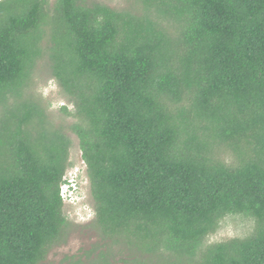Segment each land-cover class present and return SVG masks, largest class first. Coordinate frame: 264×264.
Segmentation results:
<instances>
[{"label":"trees","instance_id":"16d2710c","mask_svg":"<svg viewBox=\"0 0 264 264\" xmlns=\"http://www.w3.org/2000/svg\"><path fill=\"white\" fill-rule=\"evenodd\" d=\"M139 1H0V264L67 236L71 140L27 94L44 54L103 242L71 264H264V0ZM233 215L250 233L209 243Z\"/></svg>","mask_w":264,"mask_h":264},{"label":"rangeland","instance_id":"374dc122","mask_svg":"<svg viewBox=\"0 0 264 264\" xmlns=\"http://www.w3.org/2000/svg\"><path fill=\"white\" fill-rule=\"evenodd\" d=\"M54 0H50L52 3ZM83 4L90 5L98 3L108 6L117 11H125L132 14H141L142 6L139 0H80ZM47 42L42 44L46 48ZM28 96L41 101L46 108V115L50 123L55 127L64 128L65 133L71 140L69 161L72 166L68 169L81 171L78 197L63 203V214L67 219L68 228L65 242L53 247L41 264H71V259L86 258L92 250L103 249V242L99 240L97 232L92 228L94 224L93 201L90 195V184L86 175L84 163L81 159V152L78 147V140L68 131V126L73 119L60 112L63 105L72 107L61 95L58 86L50 76L46 54L38 62L33 79L30 85ZM226 157V156H222ZM252 221L246 217L233 215L222 220L221 228L217 233L208 238L209 243L223 242L232 238H243L252 229ZM114 253H118L116 249ZM127 253L118 254L114 257L112 264H128Z\"/></svg>","mask_w":264,"mask_h":264},{"label":"clouds","instance_id":"9594fccd","mask_svg":"<svg viewBox=\"0 0 264 264\" xmlns=\"http://www.w3.org/2000/svg\"><path fill=\"white\" fill-rule=\"evenodd\" d=\"M2 1V0H0ZM81 180V171L78 169L67 170L63 181L60 185V196L62 192L64 193L66 200L64 202H69L70 200L76 199L78 197L77 192L79 189V182Z\"/></svg>","mask_w":264,"mask_h":264},{"label":"built area","instance_id":"2783aa9c","mask_svg":"<svg viewBox=\"0 0 264 264\" xmlns=\"http://www.w3.org/2000/svg\"><path fill=\"white\" fill-rule=\"evenodd\" d=\"M61 198L65 201L66 200V197H65V195H64V193L62 192V194H61Z\"/></svg>","mask_w":264,"mask_h":264}]
</instances>
